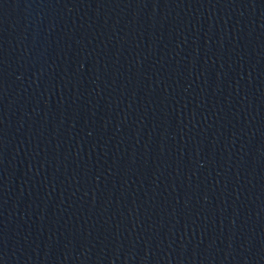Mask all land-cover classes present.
I'll return each instance as SVG.
<instances>
[{
	"label": "water",
	"instance_id": "water-1",
	"mask_svg": "<svg viewBox=\"0 0 264 264\" xmlns=\"http://www.w3.org/2000/svg\"><path fill=\"white\" fill-rule=\"evenodd\" d=\"M0 264H264V0H0Z\"/></svg>",
	"mask_w": 264,
	"mask_h": 264
}]
</instances>
